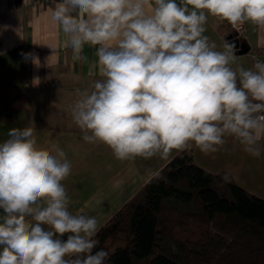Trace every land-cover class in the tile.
<instances>
[{"label":"clouds","instance_id":"obj_1","mask_svg":"<svg viewBox=\"0 0 264 264\" xmlns=\"http://www.w3.org/2000/svg\"><path fill=\"white\" fill-rule=\"evenodd\" d=\"M209 16L264 28V0H59L50 20L73 60L96 48L99 78L71 105L83 139L120 161L193 146L207 155L225 137L260 156L264 61L233 68L232 46L218 51L204 35ZM34 132L13 127L0 143V264H106L97 218L69 211L65 151L38 146Z\"/></svg>","mask_w":264,"mask_h":264},{"label":"crops","instance_id":"obj_2","mask_svg":"<svg viewBox=\"0 0 264 264\" xmlns=\"http://www.w3.org/2000/svg\"><path fill=\"white\" fill-rule=\"evenodd\" d=\"M57 2L0 0V143L8 139L10 128L31 126L38 146L47 148L54 143L64 150L72 165L71 174L62 182L70 198L69 211L96 217L100 202L111 196L126 199L125 190H139L179 152L174 151L167 159L156 156L120 161L106 145L83 139L73 121L71 105L78 98V90L89 89L92 80L99 78L89 75L98 72L93 68L96 48L85 45L82 55L86 60H73L65 34L50 20ZM243 25L244 31L237 34L228 21L209 16L204 35L218 51L230 45L229 36L245 41L250 50L236 54L232 49L236 57L232 67L248 69L255 62L253 57L261 59L264 28L251 22ZM254 36L257 43L252 40ZM259 145L260 156L247 153L233 137H225V144L215 153L206 155L195 146L186 151L201 167L211 172L227 171L239 185L264 198V139ZM115 211L102 218L100 225ZM3 215L0 210V219Z\"/></svg>","mask_w":264,"mask_h":264},{"label":"trees","instance_id":"obj_3","mask_svg":"<svg viewBox=\"0 0 264 264\" xmlns=\"http://www.w3.org/2000/svg\"><path fill=\"white\" fill-rule=\"evenodd\" d=\"M95 238L106 264H264V198L182 151Z\"/></svg>","mask_w":264,"mask_h":264},{"label":"rangeland","instance_id":"obj_4","mask_svg":"<svg viewBox=\"0 0 264 264\" xmlns=\"http://www.w3.org/2000/svg\"><path fill=\"white\" fill-rule=\"evenodd\" d=\"M233 30V28H232ZM234 31V30H233ZM253 42L257 43L258 42V38L256 36H254L252 38ZM252 47H257V44H253ZM138 190V189H137ZM135 190V191H137ZM135 191L131 192V190H125V195H126V199L121 198L122 196H111V198L107 199V200H103L102 202H100L99 206L96 207V218L99 222V225L104 221L102 218L107 217L110 213H112L113 211H115L117 208H119L122 203H124L125 201L128 200L129 196L134 193ZM102 211H104L103 215H99ZM122 244V242H119L117 245Z\"/></svg>","mask_w":264,"mask_h":264},{"label":"water","instance_id":"obj_5","mask_svg":"<svg viewBox=\"0 0 264 264\" xmlns=\"http://www.w3.org/2000/svg\"><path fill=\"white\" fill-rule=\"evenodd\" d=\"M228 40L230 46H232V49L236 54L247 53L250 50L249 45L245 41L238 38L237 36H232V37L229 36ZM260 56H261L260 61H264V50H262Z\"/></svg>","mask_w":264,"mask_h":264},{"label":"built area","instance_id":"obj_6","mask_svg":"<svg viewBox=\"0 0 264 264\" xmlns=\"http://www.w3.org/2000/svg\"><path fill=\"white\" fill-rule=\"evenodd\" d=\"M19 1H21V2H38L39 0H19ZM230 25L237 34H240L244 31V25L243 24H239L237 26H233L232 24H230Z\"/></svg>","mask_w":264,"mask_h":264}]
</instances>
